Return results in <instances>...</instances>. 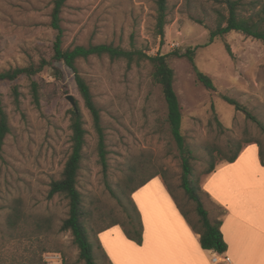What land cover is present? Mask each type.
<instances>
[{"label": "rangeland", "instance_id": "obj_1", "mask_svg": "<svg viewBox=\"0 0 264 264\" xmlns=\"http://www.w3.org/2000/svg\"><path fill=\"white\" fill-rule=\"evenodd\" d=\"M250 1L259 3L248 6L247 14L264 6V0L244 3ZM167 6L168 24L161 40L155 0H68L61 13L62 46L107 44L148 56L167 55L181 108V134L192 155L191 178L201 188L211 163L215 168L225 163L247 141L264 143L259 126L222 100H236L264 126V43L237 32L209 42V31L217 22L215 10H223L212 0H167ZM52 7L53 0H0V73L50 61L55 36ZM188 49H194L196 67L212 79L215 90L196 81L188 60L180 56ZM77 68L100 112L107 177L91 116L74 74L63 63L47 66L32 78L0 81L10 128L0 148V264H83L71 233L59 231L68 214L67 201L47 198L70 154L73 108L68 95L76 100L86 130L77 188L91 236L114 220L126 221L124 210L131 206L122 192L128 176L135 185L161 173L177 199H184L181 158L176 144L162 133L166 105L151 64L93 56L78 60ZM32 81L40 85L38 105L31 95ZM13 85L20 93L17 102ZM202 199L209 216L219 217L221 209ZM14 213L19 218L12 228L8 222Z\"/></svg>", "mask_w": 264, "mask_h": 264}, {"label": "trees", "instance_id": "obj_2", "mask_svg": "<svg viewBox=\"0 0 264 264\" xmlns=\"http://www.w3.org/2000/svg\"><path fill=\"white\" fill-rule=\"evenodd\" d=\"M68 0H53V7L50 15V27L55 31L53 44L51 47L52 56L50 61L41 59L37 65L31 64L25 68H15L6 72L0 73V81H8L14 83L19 76L32 78L39 74L45 67L53 66L56 63H63L73 74L76 87L80 97L83 100L85 108L88 110L93 128L97 135L98 141V155L102 167L103 175L107 177V151L105 149V135L101 124L100 112L93 100L90 88L84 79L80 76L77 68L78 60H87L89 57H103L106 56L110 60H126L128 63L136 61H148L152 66L153 81L160 86L161 92L166 105V114L162 119L161 129L162 133L168 135L171 140L176 144L180 158H181V176L180 187L184 193V199L178 200L173 190L167 184L163 174H153L139 183L132 185L133 178L128 176L126 190H123L124 196L128 199V204L131 209L125 211V222L114 220L111 224L99 228L92 233V236L86 229L85 216L86 213L83 208L82 196L77 188V178L80 170L82 152L86 144V130L84 122L79 109L70 111V154L63 166L61 176L58 180L51 182L47 194L48 199H53L56 196L63 197L67 201L68 214L66 219L62 221L59 231L70 232L73 237V243L78 249V260L83 264H110L101 245L98 241L97 235L115 225L120 226L125 237L137 245L142 244L143 226L140 214L131 198L134 191L145 185L148 181L156 176H161L169 194L175 201V204L188 223L191 230L199 235V243L203 250L212 251L218 255H223L227 251V244L223 239L221 233V217L224 211L221 210L219 217H210L209 211L206 210L202 197L208 199L207 194L198 186L193 183L191 178L192 169L190 161L192 159L191 151L181 134V108L178 97L174 90V71L167 62V55L157 54L155 56H148L141 51H127L119 47H114L107 44L87 46H72L64 49L62 44L63 29L60 25L61 13ZM218 4L222 9L215 10L217 16L216 27L209 31V42L216 38H223L230 32H237L245 37L259 40L264 43V6H261L256 12L247 14L245 9L250 6H258L257 1H250L244 3V0H212ZM156 5V28L161 40L164 37V27L168 24V6L167 0H155ZM246 13V14H245ZM227 53L232 56L230 47L225 43ZM172 55H179L174 52ZM194 49H188L184 54L180 55L185 57L196 78V81L207 90H215L212 79L205 73L198 70L194 62ZM59 72L56 74L58 75ZM31 95L34 102L39 104L40 85L36 81L31 82ZM12 96L15 102L19 98L18 86L13 85L11 88ZM222 100L232 106L236 111L241 112L246 119L255 123L264 134V126L259 122L244 106L236 100L222 96ZM9 119L5 108L0 99V148L4 144L5 137L9 133ZM255 144L258 147V158L261 166L264 167V143L258 141H247L245 146ZM238 145L233 151L232 155L226 159V163H233L242 149L245 147ZM215 170V165L211 163L206 175H210ZM135 170H130L132 175ZM115 197V195L113 194ZM120 203V199H118ZM189 205L193 208L189 209ZM220 209V208H219ZM19 218L18 213H14L9 218L8 225L12 227L15 225L16 220ZM93 237V238H92ZM45 264V263H42Z\"/></svg>", "mask_w": 264, "mask_h": 264}, {"label": "crops", "instance_id": "obj_3", "mask_svg": "<svg viewBox=\"0 0 264 264\" xmlns=\"http://www.w3.org/2000/svg\"><path fill=\"white\" fill-rule=\"evenodd\" d=\"M212 206L224 211L221 233L227 251L203 250L161 177L133 192L140 214L142 244L128 240L120 226L97 235L110 264H264V167L258 147L246 145L233 163H222L201 185ZM216 257V260H214ZM228 258L229 263H224Z\"/></svg>", "mask_w": 264, "mask_h": 264}, {"label": "water", "instance_id": "obj_4", "mask_svg": "<svg viewBox=\"0 0 264 264\" xmlns=\"http://www.w3.org/2000/svg\"><path fill=\"white\" fill-rule=\"evenodd\" d=\"M66 99L70 102L73 109H77V102L73 96L68 95Z\"/></svg>", "mask_w": 264, "mask_h": 264}, {"label": "built area", "instance_id": "obj_5", "mask_svg": "<svg viewBox=\"0 0 264 264\" xmlns=\"http://www.w3.org/2000/svg\"><path fill=\"white\" fill-rule=\"evenodd\" d=\"M223 261H224V263H229V259L228 258H225Z\"/></svg>", "mask_w": 264, "mask_h": 264}, {"label": "bare ground", "instance_id": "obj_6", "mask_svg": "<svg viewBox=\"0 0 264 264\" xmlns=\"http://www.w3.org/2000/svg\"><path fill=\"white\" fill-rule=\"evenodd\" d=\"M214 260H216V257H214Z\"/></svg>", "mask_w": 264, "mask_h": 264}]
</instances>
